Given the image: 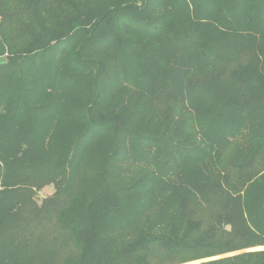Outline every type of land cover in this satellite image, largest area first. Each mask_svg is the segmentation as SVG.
Masks as SVG:
<instances>
[{
  "label": "trees",
  "instance_id": "obj_1",
  "mask_svg": "<svg viewBox=\"0 0 264 264\" xmlns=\"http://www.w3.org/2000/svg\"><path fill=\"white\" fill-rule=\"evenodd\" d=\"M257 247L264 0H0V264Z\"/></svg>",
  "mask_w": 264,
  "mask_h": 264
},
{
  "label": "rangeland",
  "instance_id": "obj_2",
  "mask_svg": "<svg viewBox=\"0 0 264 264\" xmlns=\"http://www.w3.org/2000/svg\"><path fill=\"white\" fill-rule=\"evenodd\" d=\"M94 156H95V154H94ZM94 156L91 154V155H88L87 157H85L84 161L83 160H79L75 164V170H77V172H80L82 169H87L88 171H90ZM49 191L50 190H45V191L41 192L40 194L44 195V194L48 193ZM257 248H264V247H257ZM198 261H200V260H189V261H186V262H184L182 264H192V263H196Z\"/></svg>",
  "mask_w": 264,
  "mask_h": 264
}]
</instances>
